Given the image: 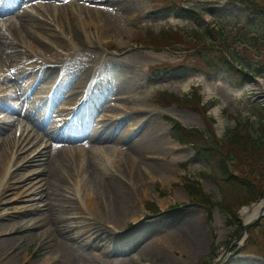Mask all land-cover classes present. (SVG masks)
<instances>
[{"label": "bare ground", "instance_id": "6f19581e", "mask_svg": "<svg viewBox=\"0 0 264 264\" xmlns=\"http://www.w3.org/2000/svg\"><path fill=\"white\" fill-rule=\"evenodd\" d=\"M62 1L0 0V118L19 116L42 131L40 135L30 129L17 135V147L12 152L15 121H0V202L13 189L30 202L12 214H0V264L15 263L20 245L34 236L39 237L38 249L46 255L44 264L76 261L82 246L91 247L94 256L100 258L99 248L113 250L107 241V228L98 224L102 223L100 218L137 221L142 217L132 199L137 189L125 186L121 175L132 176L136 184L142 182V196L148 192L145 178L157 175L147 171L142 177L140 173V164L159 166L158 160H152L156 152L147 153L149 159L144 160L138 151L152 150L155 145L151 138L143 135L139 142L131 141L130 153L120 143L124 138L129 140L126 129L121 128L122 122L130 119L123 107L135 103V99L123 93L125 87L110 95L107 83L111 79L105 76L110 64L101 62V49L93 42L96 36L86 32L92 20L107 32L112 27L119 29L125 20L123 12L131 10L134 2L81 0L84 4L79 7L70 4L72 1L56 3ZM29 3L30 9L25 6ZM78 12L88 19L81 34L72 33L69 27L74 22L80 27ZM51 15H55V23L48 21ZM65 25L67 31L63 30ZM99 34L97 31V37ZM48 36L50 42L44 40ZM50 55L58 58L51 59ZM124 71L115 68L120 77ZM190 82L188 79L186 86ZM61 95L76 103V111H69L70 106L64 102L60 104ZM100 110L104 113L95 119L94 113ZM39 144L41 149L36 151ZM69 190H73L74 197L67 195ZM262 208L264 200L242 207V222L253 220ZM194 230L192 225L186 231L191 234ZM195 233L198 237L188 241L187 246L196 248L203 241L200 231ZM180 235L187 241L183 233ZM139 249L126 253L130 264H140V257L147 254L158 256L161 248L155 244L142 252Z\"/></svg>", "mask_w": 264, "mask_h": 264}, {"label": "rangeland", "instance_id": "374dc122", "mask_svg": "<svg viewBox=\"0 0 264 264\" xmlns=\"http://www.w3.org/2000/svg\"><path fill=\"white\" fill-rule=\"evenodd\" d=\"M71 1L73 3H68L77 7L81 3V5L84 4V1L81 0ZM131 1L134 2L133 8L123 12L125 20L119 29L112 27L107 32L104 27L97 28L96 21L92 20L90 28L86 32L90 37L96 36V39H92L94 45H98L101 49L98 54L101 62L105 61L110 64L107 66L108 68L106 67L108 73L105 75L111 79V82L107 83L110 95L125 87L123 93L135 99V103L130 106L125 104L123 107V109L127 108L130 119L127 121L125 119L121 128L126 129L129 140L124 138L122 141L120 140V143L123 145V149L130 153L128 146L131 141L139 142L140 139H143V135L146 136L144 138H151V143L155 147H152V150L143 148L138 151L143 154L144 160L149 159L147 153L156 152L157 156L154 155L155 158L152 160H158L159 166L148 163L140 164V173H142V177L146 176L147 171L157 172V175L153 178H145L148 192L143 196L141 192L143 187L140 185L142 182L136 184L132 180V176L121 175L125 186L137 189L132 199L136 203L138 213L142 214V219L134 221L126 218L122 221H115L100 218L102 223L98 224L107 228V236H110L107 241L110 246L113 245L114 251H105L99 248L101 256L96 258L91 247L82 246L83 251H79L75 258L77 260L68 264H130V258H126V253L133 254L139 248H142L139 249L142 252L155 244L161 248L158 256L147 254L146 257H140V264H214L215 260L232 244L233 238L241 231L240 225L243 222L240 211L242 207L238 210L239 222L234 221L228 224L227 221L231 216L220 206L222 196L217 184L212 178L202 174L203 171L209 169L208 166L200 156L194 153L191 146L179 145L171 137V123L166 117L177 119L185 126L201 128L207 134H209L206 126L208 123L219 138L223 137L227 129L234 127L238 120H247V124L240 127L249 133L251 132L250 128L256 130L253 132L254 137L259 134V118L252 111L250 104L258 103L264 109V0H257L258 3H249L248 5L233 0L219 2L176 0L183 7L197 9L200 12L198 18L175 13L161 17L154 16L149 11L160 6L162 0ZM56 3L65 4L64 0ZM26 7L31 8L29 5ZM57 7L55 6V8ZM74 12L76 14L77 10ZM79 17L80 27L74 24L76 22L69 24L72 33L81 34L83 32L81 27L88 19L83 12L79 13ZM55 19V15H51L48 21L55 23ZM99 24L103 25V21L100 20ZM66 26L63 29L65 31H67ZM212 27L219 32L217 40L220 39L228 43V50L235 58L236 63L250 62L253 66L249 72V79L244 85L234 86L221 69L201 66L190 52L174 51L169 47H143L135 42L138 35L142 37L147 33L145 32L147 29L161 31L174 28L182 32L193 28L206 31ZM97 31H100L99 37H97ZM51 39L50 36L44 38L48 42ZM244 45H248L246 49H244ZM21 49L23 53L28 54L24 50L25 48ZM61 52H65V50H61ZM24 58L25 55H22L21 60ZM55 58L57 59L58 55L51 56V59ZM27 61L29 59L24 62ZM155 66H178V68H174L175 70L168 74L156 77L149 69ZM115 68H125L124 76L120 77L116 74ZM188 79L191 82L186 86ZM193 89L201 94L202 104L209 105L205 116L186 106L175 103L164 106L156 102L158 92L167 91L181 97L186 95L189 97ZM60 100L64 102L62 104L70 106V110H74L76 107L72 100L65 99L63 95L60 96ZM103 113L98 111L95 116L100 118ZM12 118H15L14 125L18 131L23 129H33L30 131L31 133L38 131L27 119L15 116L9 120ZM210 118L213 119V122ZM130 124L131 126L128 127ZM41 132L39 130V133ZM17 139L15 138L14 145L10 149L12 152L16 150ZM35 149L39 150L40 146L38 145ZM13 160L14 154L10 158V164ZM7 176L6 174L3 181L7 179ZM72 178H74V174L70 182H72ZM189 179L199 180L201 190L210 197L208 212L206 211L208 207H205L198 199H192L184 189L183 183ZM87 189L86 186L84 190L87 191ZM66 193L70 197L75 196L73 190ZM23 196H20L15 189L10 190L0 202V214H12L20 205L30 203L24 200ZM146 202H149L151 209L145 208ZM153 208L157 209L153 211ZM85 213L89 215L88 211ZM97 221L99 222V220ZM192 225L195 230L190 234L186 230L190 229ZM176 226L178 228H175ZM197 230L200 231L199 234L202 235L203 241L196 248L187 246L188 241L196 240L198 237L195 233ZM179 233H183L187 241H183L180 238L183 235L178 236ZM245 240L241 243L242 246ZM38 245V236H34L29 242L25 241L18 248L17 261L11 264H44L46 255L44 251H40V247L38 249ZM242 246L231 245L227 251L230 254L221 264H264L259 256L245 252ZM114 255L120 257L115 258ZM47 264L63 263L61 260H57Z\"/></svg>", "mask_w": 264, "mask_h": 264}, {"label": "trees", "instance_id": "16d2710c", "mask_svg": "<svg viewBox=\"0 0 264 264\" xmlns=\"http://www.w3.org/2000/svg\"><path fill=\"white\" fill-rule=\"evenodd\" d=\"M244 5L258 3L257 0H233ZM174 4L165 6L155 13L159 15L171 11ZM182 14L198 18L195 10L181 9ZM216 30L200 31L194 29L186 34L173 31L163 32L156 37L154 45L169 47L174 50L190 51L200 65L211 69H222L234 85H243L249 72L253 69L250 62L236 63L235 58L223 42L216 41ZM244 49H246L244 47ZM160 73H167L163 71ZM161 104L172 101L198 111L205 116L206 109L201 105L200 97L192 95L190 98L180 100L175 96L169 99L164 93L160 94ZM171 101V102H170ZM253 110L261 118L260 136L252 138L247 132L233 130L228 133L227 139L219 141L213 132L206 137L197 129H188L175 122L171 135L181 144H192L195 153L199 155L210 167V175L215 180L222 195L220 203L231 218L229 223L238 221L237 210L241 205L264 198V109L258 103L252 104ZM208 128L211 126L207 123ZM188 193L193 199H198L206 207L210 199L196 186L186 184ZM248 240L244 250L260 256L264 262V219L248 229Z\"/></svg>", "mask_w": 264, "mask_h": 264}, {"label": "water", "instance_id": "95a60500", "mask_svg": "<svg viewBox=\"0 0 264 264\" xmlns=\"http://www.w3.org/2000/svg\"><path fill=\"white\" fill-rule=\"evenodd\" d=\"M263 216H264V208L261 209V212L259 213V215L257 216V218L255 220H253L251 222V224H254L255 222H257ZM251 224H247L246 226H243V229L245 230ZM244 230L239 234V236L236 239H239L244 234Z\"/></svg>", "mask_w": 264, "mask_h": 264}]
</instances>
